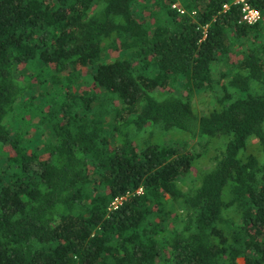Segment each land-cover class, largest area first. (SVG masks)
<instances>
[{"label": "trees", "instance_id": "1", "mask_svg": "<svg viewBox=\"0 0 264 264\" xmlns=\"http://www.w3.org/2000/svg\"><path fill=\"white\" fill-rule=\"evenodd\" d=\"M248 3L251 25L231 0H0V264H264Z\"/></svg>", "mask_w": 264, "mask_h": 264}, {"label": "rangeland", "instance_id": "2", "mask_svg": "<svg viewBox=\"0 0 264 264\" xmlns=\"http://www.w3.org/2000/svg\"><path fill=\"white\" fill-rule=\"evenodd\" d=\"M261 91L264 92V83L261 84ZM191 103H192V109L197 114H202L205 113L207 108L212 105V100L209 99L208 95L200 90H197L191 94L190 97ZM181 135H187V133L180 132V130L176 129H171L168 131H160L153 133L151 136L146 133V132H141L140 134L137 135V138L143 142V141H157V142H167V143H178L177 139H185V136ZM37 136V134H35ZM137 139V140H138ZM182 144H185V147L187 149L194 150L196 153H198V157L194 162V165L196 168H205L207 166V156L209 152L207 151H201L203 150L202 144L195 143V141H190V140H184ZM250 148L255 149V144L254 142L250 141Z\"/></svg>", "mask_w": 264, "mask_h": 264}, {"label": "built area", "instance_id": "3", "mask_svg": "<svg viewBox=\"0 0 264 264\" xmlns=\"http://www.w3.org/2000/svg\"><path fill=\"white\" fill-rule=\"evenodd\" d=\"M231 3L236 5L239 9V15L236 20L238 24H246L251 25L258 21L259 19V12L257 9L252 7L248 0H231ZM227 5H223V8H226ZM171 7H176L175 4H172ZM178 12H182L181 9L176 8ZM120 198L115 199L114 201H111L110 204H114L116 201H118Z\"/></svg>", "mask_w": 264, "mask_h": 264}]
</instances>
